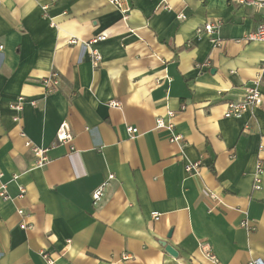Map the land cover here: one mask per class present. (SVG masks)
<instances>
[{
    "label": "crops",
    "instance_id": "1",
    "mask_svg": "<svg viewBox=\"0 0 264 264\" xmlns=\"http://www.w3.org/2000/svg\"><path fill=\"white\" fill-rule=\"evenodd\" d=\"M126 1L123 21L107 0H0V186L8 197H0V264H44L39 252L56 264H210L200 243L221 264L264 260V43L243 42L264 9ZM207 23L219 25L218 47L197 33ZM96 36L106 40L95 46L94 67L69 41ZM52 73L58 82L46 94L41 81ZM258 74L260 105L224 118ZM19 96L35 107L14 121ZM168 112L181 148L155 129ZM63 123L74 151L56 143ZM26 141L46 151L45 165L36 166ZM189 164H198L195 176Z\"/></svg>",
    "mask_w": 264,
    "mask_h": 264
},
{
    "label": "built area",
    "instance_id": "2",
    "mask_svg": "<svg viewBox=\"0 0 264 264\" xmlns=\"http://www.w3.org/2000/svg\"><path fill=\"white\" fill-rule=\"evenodd\" d=\"M109 4H111L114 9L121 15V18L123 21H126L128 19L129 13H130V7L126 0H107ZM236 3L239 6L243 7H250L255 10H262L264 9V0H235ZM46 7H43L42 10L45 11ZM178 19H185V16L183 14L178 15ZM219 32V25L218 24H212L207 23L203 26V28H199L197 30L198 35H204L209 38L210 42L215 46L218 47L220 45L219 38L217 37ZM106 40L105 36H96L91 38L87 42H79L77 40H70L69 43L72 45L80 44L83 48H86L91 60V63L94 67H97L101 61L100 55L95 50V46L98 45L101 42H104ZM244 43H250V42H257V43H264V23L259 24L255 30L252 32L246 34L243 37ZM3 50V46H0V52ZM264 67H262V72ZM261 81V75L258 74L256 79L253 81V84L244 90V95L241 100L237 102H231L226 106V111L224 113V118H236L244 113L256 108L261 103V96L259 92V83ZM58 82V75L56 73L50 74L48 77L44 78L41 81V85L45 91L46 94H51L54 92L56 84ZM28 104L31 107H35V102L33 100L27 101L24 97L19 96L15 99V101L11 104V109L16 113V116L14 117V121H18V115L23 111L24 106ZM109 106L113 108H119V104L117 102H110ZM173 117V114L171 112L167 113V120H164L163 118H157L155 120V129L157 130H165L169 134V140L171 143L176 144L179 146V148L182 147V137L178 134H176L174 130V124L171 122V118ZM126 132L129 136V138L133 139L136 136H138V130L135 128H126ZM24 136V134H22ZM74 140V135L68 128V126L63 123L60 125V127L57 130L56 133V143L60 145H69L70 150L74 151V148L72 146V142ZM25 147L30 148L34 155L37 157L36 166L42 167L48 162V159L45 157V150L41 148H36L32 146V144L29 141L25 142ZM197 167L198 164H189L185 166V172L190 176H195L197 174ZM260 174L261 169L260 165L257 166V172L254 178V184L253 188L255 190H258L260 188ZM113 179L112 175H109L107 179L98 186L93 192H92V205L96 206L104 197V190L107 185V182ZM4 186H0V197L4 200H7L8 197L5 194ZM20 197L23 196L24 190L22 188H19ZM208 198L210 200H215V196L213 193L208 194ZM211 212V210H209ZM18 214L20 216H23V212L21 210H18ZM152 218L154 220H158L159 214L152 213ZM241 227L252 231L253 228L250 225V223L245 220L241 223ZM21 228L23 230L28 229V226L25 224L21 225ZM199 253L202 255V257L209 262L210 264H221L217 258L214 256L210 245L208 243H200L198 246ZM39 257L42 260L44 264H56V260L50 256L46 252H39ZM125 260L127 258H124ZM246 264H264V260L262 259H252L249 260Z\"/></svg>",
    "mask_w": 264,
    "mask_h": 264
},
{
    "label": "water",
    "instance_id": "3",
    "mask_svg": "<svg viewBox=\"0 0 264 264\" xmlns=\"http://www.w3.org/2000/svg\"><path fill=\"white\" fill-rule=\"evenodd\" d=\"M166 252H168L171 255H176V253L169 246H166Z\"/></svg>",
    "mask_w": 264,
    "mask_h": 264
}]
</instances>
